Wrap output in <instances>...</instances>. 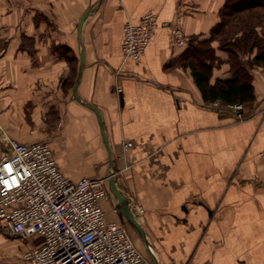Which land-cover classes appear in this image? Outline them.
I'll return each mask as SVG.
<instances>
[{
	"label": "crops",
	"instance_id": "0c3cea01",
	"mask_svg": "<svg viewBox=\"0 0 264 264\" xmlns=\"http://www.w3.org/2000/svg\"><path fill=\"white\" fill-rule=\"evenodd\" d=\"M225 1L0 0V138L50 141L75 180L115 170L162 264H264V68H250L255 100L242 103L238 120L206 106L181 60L189 37L209 35ZM146 12L161 25L141 59L126 58L123 27ZM218 54L213 81L233 74L227 53ZM87 103L103 118L114 166ZM109 201L107 218L117 219ZM13 237L28 248L40 242ZM7 248L0 264H29L28 248Z\"/></svg>",
	"mask_w": 264,
	"mask_h": 264
},
{
	"label": "built area",
	"instance_id": "2783aa9c",
	"mask_svg": "<svg viewBox=\"0 0 264 264\" xmlns=\"http://www.w3.org/2000/svg\"><path fill=\"white\" fill-rule=\"evenodd\" d=\"M160 25L153 12H146L138 22L126 21L125 57L141 59ZM176 39L184 45L179 25ZM117 92L122 89L117 87ZM206 106L245 119L242 103L222 106L215 100ZM0 142V226L12 236L40 238L39 244L23 252L27 263L154 264L122 222L117 204L113 206L117 219L107 218L102 203L110 200L109 176L70 178L48 140L24 142L3 136Z\"/></svg>",
	"mask_w": 264,
	"mask_h": 264
},
{
	"label": "trees",
	"instance_id": "16d2710c",
	"mask_svg": "<svg viewBox=\"0 0 264 264\" xmlns=\"http://www.w3.org/2000/svg\"><path fill=\"white\" fill-rule=\"evenodd\" d=\"M188 41L189 47L181 56L182 64L191 68L206 102L220 100L231 104L255 100L250 68H264V0H226L209 35L191 36ZM218 50L227 53L233 74L213 81L215 68L223 63ZM246 52L253 57L244 63L241 53Z\"/></svg>",
	"mask_w": 264,
	"mask_h": 264
},
{
	"label": "water",
	"instance_id": "95a60500",
	"mask_svg": "<svg viewBox=\"0 0 264 264\" xmlns=\"http://www.w3.org/2000/svg\"><path fill=\"white\" fill-rule=\"evenodd\" d=\"M91 10H87L83 16L81 17L79 23L78 24V34H79V37H81V34H82V28H83V24L86 20V18L88 17V15L90 14ZM81 44L83 46V43H82V40H81ZM84 59H85V50L84 48H82V51H81V66H80V69H79V72H78V75H77V80H76V83H75V86H74V92H75V95L78 99L79 96L77 94V86H78V81H79V78H80V74H81V70H82V67H83V63H84ZM87 105L89 107H91L99 116V119H100V122H101V129H102V134H103V138H104V141L106 143V146H107V149H108V152H109V155H110V159H111V163L112 165L114 166V162H113V158H112V150L110 147V144H109V140L105 134V126H104V121H103V118L99 112V110L97 109V106H94L93 104H90V103H87ZM111 176H109V187L110 189L112 190V192L115 194V196L117 197L118 199V208L122 214V216L124 217V219L128 222V224H130L137 232L138 234L140 235V237L142 238L144 244L146 245L147 247V250L150 254V258H152L154 264H161L160 260H159V257L157 256L156 252H155V249H154V245L147 233V231L145 230L146 228L144 227V225L142 224V222L140 221V219L138 218L136 212L134 211L133 209V206H132V200L130 198H128L127 196H125L121 190L119 189L117 183H116V172L115 170H112Z\"/></svg>",
	"mask_w": 264,
	"mask_h": 264
},
{
	"label": "rangeland",
	"instance_id": "374dc122",
	"mask_svg": "<svg viewBox=\"0 0 264 264\" xmlns=\"http://www.w3.org/2000/svg\"><path fill=\"white\" fill-rule=\"evenodd\" d=\"M253 54H250L249 52H246V53H241V59L243 60H248V59H250V58H252L251 56H252ZM228 56V55H227ZM221 60H223V57H222V59ZM223 62H224V60H223ZM205 103L207 104L208 102H206L205 101ZM221 104H222V106H224L225 104H223V102H221ZM217 111V110H216ZM245 111V110H244ZM219 112H222V111H219ZM244 114H245V118H246V113L244 112ZM0 144H1V146H2V150H3V145H2V143L0 142ZM111 176V175H110ZM108 177V176H107ZM119 179H121V176L119 175H116V180L119 182ZM117 183V182H116ZM118 185V184H117ZM108 186H109V178H108ZM109 191H110V203L112 204V207L114 206V204H117L118 203V199H117V197L115 196V194L112 192V190L110 189V187H109ZM132 206H133V202H132ZM133 209H134V211L136 212V210H135V208H134V206H133ZM136 214H137V212H136ZM137 216H138V218L140 219V216L137 214ZM121 220H122V222H125V224L127 225V226H129V229H130V231H131V234L133 235V237H134V239H135V242L137 243V245L139 246V248L146 254V255H148L149 257H151L150 256V254H149V252H148V250H147V247H146V245L144 244V242H143V240H142V238L140 237V235L138 234V232L130 225V224H128V222L124 219V217H121ZM142 222V221H141ZM0 231L1 232H4L5 230L0 226ZM9 235V234H8ZM15 237H13V236H7V241L6 240H0V247L1 248H5V247H8V248H10L11 246H18V247H20V248H23L22 250H25L26 248H28V245H27V243L24 241V240H22V241H20V243L18 244V245H16L15 244V240H11V239H14ZM6 241V242H5ZM152 241V240H151ZM154 245V244H153ZM7 248V249H8ZM154 249H155V252H156V254H157V256L159 257V260H160V262H161V255H160V253H159V250L157 249V247L154 245ZM9 252V251H8ZM5 256V257H4ZM4 256H2V257H4V258H7L8 260L7 261H9V258H10V255H4ZM162 264V263H161Z\"/></svg>",
	"mask_w": 264,
	"mask_h": 264
}]
</instances>
